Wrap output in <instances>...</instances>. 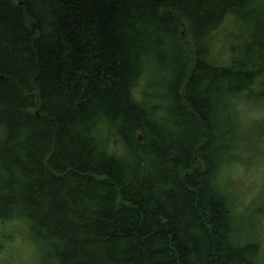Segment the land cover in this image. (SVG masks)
Here are the masks:
<instances>
[{"label": "trees", "instance_id": "1", "mask_svg": "<svg viewBox=\"0 0 264 264\" xmlns=\"http://www.w3.org/2000/svg\"><path fill=\"white\" fill-rule=\"evenodd\" d=\"M245 102L264 0H0V264H261Z\"/></svg>", "mask_w": 264, "mask_h": 264}, {"label": "rangeland", "instance_id": "2", "mask_svg": "<svg viewBox=\"0 0 264 264\" xmlns=\"http://www.w3.org/2000/svg\"><path fill=\"white\" fill-rule=\"evenodd\" d=\"M245 103L247 105L241 110L243 118L240 124L245 126L244 134L252 136L254 140L244 147L246 155L252 153L254 163L248 169L246 168L248 164H242L232 172L239 191L240 203L237 202L236 207L243 210L246 219L254 222L248 231L251 238L262 239L259 258L263 259L261 264H264V135L261 133V130H264V123L253 124L258 120H264V111L263 106L256 102ZM258 205L263 208L261 211L256 210ZM19 248L21 250L20 244ZM28 251L29 248L24 247V252Z\"/></svg>", "mask_w": 264, "mask_h": 264}, {"label": "water", "instance_id": "3", "mask_svg": "<svg viewBox=\"0 0 264 264\" xmlns=\"http://www.w3.org/2000/svg\"><path fill=\"white\" fill-rule=\"evenodd\" d=\"M139 138L142 139V135H140Z\"/></svg>", "mask_w": 264, "mask_h": 264}]
</instances>
